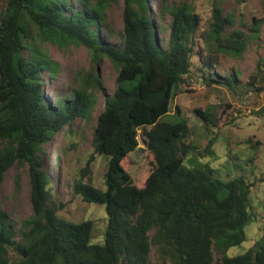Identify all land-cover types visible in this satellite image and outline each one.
Listing matches in <instances>:
<instances>
[{
  "label": "trees",
  "instance_id": "obj_1",
  "mask_svg": "<svg viewBox=\"0 0 264 264\" xmlns=\"http://www.w3.org/2000/svg\"><path fill=\"white\" fill-rule=\"evenodd\" d=\"M194 1L172 10L165 47L148 0H125L121 45L101 36L111 0H7L0 15V264H148L153 248L159 264H264V243L227 254L246 240L253 182L243 175L222 180L211 167L185 165L199 148L186 141L191 127L179 105L171 110L173 99L197 61L207 87H237L238 70L223 75L216 66L224 55L242 58L250 43L241 29L228 31L234 18L220 6L202 30ZM253 21L259 38L264 18ZM38 40L85 45L94 61L108 58L117 70V87L106 96L92 140L95 154L108 155L106 188L83 180L74 186L84 201L106 205L104 243L91 242L94 220L59 216L65 203L52 199L53 180L41 169L43 146L89 114L94 100L89 86L46 98L43 76L56 78L61 65ZM194 111L204 124L218 126L216 105ZM140 140L153 155L144 186L124 165ZM212 143L205 154L214 153ZM16 163L29 164L32 181L33 214L20 233L1 207L2 183Z\"/></svg>",
  "mask_w": 264,
  "mask_h": 264
},
{
  "label": "rangeland",
  "instance_id": "obj_2",
  "mask_svg": "<svg viewBox=\"0 0 264 264\" xmlns=\"http://www.w3.org/2000/svg\"><path fill=\"white\" fill-rule=\"evenodd\" d=\"M148 1L152 19L160 27L159 37L164 39L166 47L172 10L190 0ZM6 5L7 0H0V15ZM194 6L201 16L202 30L209 27L213 7L220 6L224 15L234 18V26L228 31L233 27L239 28L250 40L242 58L224 55L216 66L223 75L232 74L233 69L238 70L240 80L237 87H207L197 61V66L186 77L182 86L184 90L175 96L171 106V110L175 105L182 108L183 116L191 127L186 141L199 148L185 157L187 167L208 166L222 180L243 175L253 182L249 195L253 218L245 228L246 240L227 251L228 255L235 256L258 243H264V24L259 38L252 30L256 24L253 17L257 20L264 18V0H196ZM106 15L101 36L107 43L121 45L125 29V0H111ZM37 44L61 65L56 78L49 81L47 73L43 76V90L48 100L54 101L58 96L70 95L74 89L88 86V91L93 94L91 112L77 118L72 126H65L43 146L41 169L48 172L53 180L52 199L65 203L59 216L74 222L94 220L91 242L104 243L108 225L106 205L84 201L74 186L78 180H83L100 189L106 188L108 155L95 154L92 140L98 116L105 108L106 96L117 87V70L108 58L94 61L85 45L60 47L45 40H38ZM251 81L255 84L250 85ZM208 105L217 107L219 124L216 127L204 124L195 114V108H206ZM212 139L214 153L205 154L204 149ZM152 157L140 140L139 148L130 152L124 160V165L131 170L139 186H144L150 174ZM31 196L29 164L16 163L6 172L2 183L1 207L19 233L26 228L25 222L33 214ZM148 264H159L156 248L152 249Z\"/></svg>",
  "mask_w": 264,
  "mask_h": 264
}]
</instances>
